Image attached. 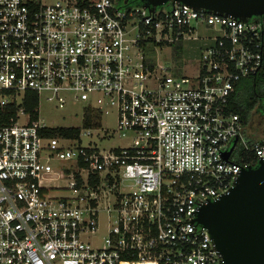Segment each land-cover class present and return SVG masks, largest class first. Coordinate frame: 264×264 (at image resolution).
Masks as SVG:
<instances>
[{"label":"built area","instance_id":"obj_1","mask_svg":"<svg viewBox=\"0 0 264 264\" xmlns=\"http://www.w3.org/2000/svg\"><path fill=\"white\" fill-rule=\"evenodd\" d=\"M171 46L178 60L149 55ZM252 76H264L261 17L0 0V264H222L195 218L264 160V137L251 141L231 108ZM28 91L38 95L33 111ZM41 97L81 103L82 127L46 124ZM111 111L127 146L93 137Z\"/></svg>","mask_w":264,"mask_h":264},{"label":"water","instance_id":"obj_2","mask_svg":"<svg viewBox=\"0 0 264 264\" xmlns=\"http://www.w3.org/2000/svg\"><path fill=\"white\" fill-rule=\"evenodd\" d=\"M154 9L167 3L186 4L243 21L264 17V0H140ZM237 139L224 155L229 157ZM195 221L207 228L222 264H264V160L243 168L234 186L202 205Z\"/></svg>","mask_w":264,"mask_h":264},{"label":"rangeland","instance_id":"obj_3","mask_svg":"<svg viewBox=\"0 0 264 264\" xmlns=\"http://www.w3.org/2000/svg\"><path fill=\"white\" fill-rule=\"evenodd\" d=\"M131 0H120V3H128ZM149 55L156 58L158 55V60L163 62L164 59L173 62V57L175 60L181 56L180 51H177L175 46L167 47L164 49H158L157 54L153 48L149 49ZM81 103H67L65 107L59 108L54 102L47 101L44 97L40 99V117L41 119L49 125H60V126H76L82 127L83 125V112L81 110ZM116 114L114 111H111L109 114L103 115V125L100 131L94 132V138H97L98 135L108 133L110 137L107 138V141L101 143L105 148L110 147H123L129 145V142L126 137H123L116 127ZM87 138L84 137L83 143L86 144ZM235 156V152L233 157ZM55 185L65 186L68 184V181H55ZM58 194H71V189H57L55 190ZM104 220V215L101 217Z\"/></svg>","mask_w":264,"mask_h":264},{"label":"trees","instance_id":"obj_4","mask_svg":"<svg viewBox=\"0 0 264 264\" xmlns=\"http://www.w3.org/2000/svg\"><path fill=\"white\" fill-rule=\"evenodd\" d=\"M130 5L141 4L140 0H131L128 2ZM264 19V17H261ZM260 100H264V76H252L244 78L240 81L235 93L232 95L231 108L237 112L245 125L249 124L252 116L253 109L257 106ZM38 105V95L35 92L28 91L26 93V99L24 101V106L27 111H33V109ZM92 111H90L88 118L86 120V125H91L92 121ZM96 119L99 118L97 113L93 115ZM60 132H64L68 135H78L79 130L74 128H60ZM51 134L56 131L49 130ZM255 140L254 138L250 139Z\"/></svg>","mask_w":264,"mask_h":264},{"label":"flooded vegetation","instance_id":"obj_5","mask_svg":"<svg viewBox=\"0 0 264 264\" xmlns=\"http://www.w3.org/2000/svg\"><path fill=\"white\" fill-rule=\"evenodd\" d=\"M246 132L250 138L264 137V100H260L253 109Z\"/></svg>","mask_w":264,"mask_h":264}]
</instances>
